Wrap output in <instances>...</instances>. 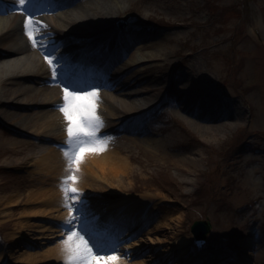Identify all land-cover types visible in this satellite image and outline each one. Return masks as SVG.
<instances>
[{"label": "rangeland", "instance_id": "374dc122", "mask_svg": "<svg viewBox=\"0 0 264 264\" xmlns=\"http://www.w3.org/2000/svg\"><path fill=\"white\" fill-rule=\"evenodd\" d=\"M96 1L102 0H82L80 5ZM126 1L116 17L128 19L133 38L144 39L124 54L120 66H134L133 83L139 86L131 92L140 88L145 93L127 98L126 91L114 84L119 92L116 98L145 102V109L169 90L167 83L172 81L169 107L149 122L148 114L138 119L142 109L129 113L118 103L115 109L110 107L112 113L104 109L97 114L107 120L98 131L125 122L129 130L140 134L103 139L106 150L97 154L102 157L107 150H114L103 165L94 166L85 158L83 173L73 164L72 169L56 167L57 177L55 173L43 176L35 168L36 156L41 153L26 141L32 140L26 133L29 131L17 123V118L37 117L41 107L13 109L24 103L7 93L15 92L17 83L41 88L37 87L40 80L3 78L7 81L3 86L0 80V264H49L52 260L40 262V257L31 255L46 254L63 245L67 231L60 239L52 240L51 236L61 231L60 225L70 217H78L66 205L84 206L103 219L118 215L109 205L124 199L138 205L129 207L126 221L131 225L120 235L128 238L126 243L132 250L140 245L150 250L134 258L130 253L122 256L129 249L115 251L111 254L119 257L116 264H264V0ZM59 15L50 17L58 24ZM25 32L19 31L24 45L29 39ZM40 48L38 45L34 53L48 63ZM90 91H99L97 103L105 106L107 103L100 100L102 93L112 94L100 88ZM194 95L208 97L212 106L231 117L211 124L188 118L182 111L187 101L184 98ZM200 105L196 110V104H190L187 110L201 112ZM244 106L249 107L250 115ZM215 115L213 111L202 116ZM61 133L53 137L59 138ZM148 136L156 143H148ZM40 168L44 170V166ZM73 172L78 179L67 183L81 198H87L83 205L66 199L62 190ZM43 198H54L56 205L65 206L57 212H66L68 217L56 216L55 206L50 204L37 208ZM41 208L47 214L43 219L37 218L42 214L32 213ZM29 217L35 219L30 221ZM205 218L212 228L206 243L196 249L190 226ZM143 223L148 228L136 235L133 226ZM48 226L52 231L45 229Z\"/></svg>", "mask_w": 264, "mask_h": 264}, {"label": "bare ground", "instance_id": "6f19581e", "mask_svg": "<svg viewBox=\"0 0 264 264\" xmlns=\"http://www.w3.org/2000/svg\"><path fill=\"white\" fill-rule=\"evenodd\" d=\"M56 1H59V5H57L55 8L51 7L48 11H46V8L38 9V6H35L34 4L30 6L25 5L27 8L22 11L19 4H12L4 0H0V54L3 55V58L0 59V80L2 81L3 78L7 81L14 80L15 82L17 80H34L36 82L37 80H40L38 82L44 83L41 88L30 86L21 87L19 85L20 83H17L14 84L16 85V88L13 89L15 92H7L12 94L13 100L18 103L34 104L41 107V110L38 111L40 114H38L37 117L28 116L26 118H17V123L20 125V128L26 131L28 130L30 134H35L38 136L41 134V138H55L53 137L56 136L54 133L62 132L61 135H58H64V141L61 143H56L55 141L54 144L67 146L66 151H69L71 154V149L67 145V121L65 120L63 113L59 110L64 96L63 89L60 87L64 88V86H67L68 88L75 90H89L91 87H96L94 86V83H98L97 79L99 77H103L105 73H108V75H112L113 73L114 76L112 78V82L110 84L104 83L102 87H105L107 91H111L112 94H109V92L102 94V100H104L107 105L105 106L101 103H97V113L103 111L104 109H107L109 113H112L110 107L115 109L118 104H121V107L125 108L129 113L136 112L137 110L143 109L145 107L143 106L145 102L143 104L142 102L134 103L130 102L129 100L125 101L123 99L116 98V95H118L119 92L113 90V84L115 83L117 85H122L121 91H126L124 95L127 98H130L133 96V94L134 96L135 94L141 96L145 92H143L140 88L138 90L136 89L135 92H131L135 87L139 86V83H133L135 79L132 76L136 74L132 71L134 66L123 65L121 68L117 70L115 69L120 63V59L123 57L124 49L121 45V39L118 41L115 40L116 35L113 34V22L117 18L116 13L123 9L127 1L102 0L78 7L72 6L71 0H53L52 3H55ZM28 2H30V0H28ZM64 9L66 10L60 12L59 14H62L57 17V19H60L58 25L54 18L50 17V12ZM28 14L33 15V25L29 24V26L32 29L34 35L42 41L41 44L43 45L42 48L45 51L44 53L52 57L54 56L55 66L58 72V78L56 79L52 77V66L46 63V61L39 59L34 53L30 39H28L24 45L23 36L19 35V31L23 26V21ZM104 17H108L109 20H105ZM77 41H79V46L75 48L72 44L76 43ZM137 41L140 40L135 39V42ZM145 47L146 46H143L141 49H144ZM108 57L110 58L109 61L105 59ZM150 59H154V57H151ZM88 60L96 62L94 67L96 73L93 75V77L91 70L87 67ZM77 61L84 64V67L78 66L75 68L74 66L77 64ZM75 69L79 70V73L76 74V78H80L79 80L76 79L74 81H70V83H65L64 80L61 79V82L59 77L61 73L62 77L67 76L72 78L74 76ZM82 72H86V75H88L86 79H83L84 76L81 77ZM80 80H85V83H78L77 81ZM7 81H2L1 85L3 86V83ZM6 86L7 84H4V87ZM4 87H1L2 90L7 91ZM98 87H100V83ZM196 91H200V88L196 87ZM27 95H29V98H24ZM185 99H187V101L183 105L184 110L182 111H184L188 118L193 119L195 122L211 124L212 122L215 123V121H219L225 119L224 117H227V114L220 112L215 106L210 104L211 101L208 99V97L199 98L197 95H194L191 99H188L187 97H185L184 100ZM189 103L193 105L196 104L195 109L197 110L198 104L200 103L201 105L199 108L201 112H188L187 109L190 105ZM179 106L180 105H178V107ZM213 111L216 112L214 117L202 116L210 115L213 113ZM230 117L231 116L228 115L226 119H229ZM100 119L103 120V117H100ZM146 141L151 144L156 143V140H154L153 137L147 138ZM46 144L47 142L43 144L44 148L41 150L42 155L40 157L36 156L35 168L37 171L41 172L43 176H52L53 173H55V177H57L59 176V172L57 171L56 167L69 169L68 158L65 156V150L48 148L45 146ZM109 148L112 149L110 146ZM19 152L21 156L23 151L20 150L18 153ZM113 154L114 150H107L106 153H104L101 157L94 150H86L83 153L81 163L79 164L80 167L78 166L77 171H82L81 173L84 172L81 167L85 158L91 160L89 162H93L95 164L94 166H100L105 164V162L108 161L113 156ZM14 162L18 163L19 161ZM11 163L12 162L5 164ZM40 166H44V170H42ZM74 167L72 166V168ZM129 170L130 167L127 168V171ZM41 191L44 193L47 192L43 191V189ZM43 195V193H33V196L43 197ZM46 197L47 195L44 196L45 199ZM44 198L38 200L42 201L40 204H37L39 205L37 208H46L50 204L55 206L54 213H56V216L61 214V212L57 211H59L61 207L65 208V206L56 205L55 202L57 201L54 198H50L49 200H45ZM17 201L19 200H16L15 202ZM125 201L126 200L124 199L110 207L117 211L119 209V213L121 214L118 216L120 219L119 221H123V219L129 217L127 214L131 213L129 211V207L131 205H135L133 209L138 205L135 203L130 205V199H128L129 204L126 205ZM43 208H41L39 212H32L33 215L42 214V217L37 218H45L44 216L47 214L41 212ZM49 211H51V209ZM61 215L63 217H68L66 212L62 213ZM29 218L30 221L35 219V217ZM139 227L143 228L141 225ZM139 227H137V229H139ZM45 229L52 231L49 226ZM54 231L56 232L57 230L54 229ZM36 232H40V230ZM148 233H150V231ZM62 235L63 232L59 231L57 234L52 235L51 238L52 240L60 239L63 237ZM42 239L45 240V237H42ZM64 247L65 246L63 244L58 247L56 246L55 250H53V247L48 248V250L50 249L53 251L46 252V254L41 255L33 254L31 256L34 258L40 257V262L52 260L49 264H56L57 262L61 263V261L63 262L61 264H66ZM125 248L131 249L130 245L127 244H125L124 249ZM145 248V246L140 245L139 247L133 248V252H135L136 256H141L145 253H148L150 250L149 247L146 249ZM123 255L125 254L123 253L122 256ZM130 257L133 258L135 256L131 255ZM30 261L33 262V260Z\"/></svg>", "mask_w": 264, "mask_h": 264}, {"label": "snow or ice", "instance_id": "6c2138e0", "mask_svg": "<svg viewBox=\"0 0 264 264\" xmlns=\"http://www.w3.org/2000/svg\"><path fill=\"white\" fill-rule=\"evenodd\" d=\"M26 2L28 0H19V6L22 11L25 10L24 6ZM32 22L33 15L28 14L23 21V27L33 46L36 47L38 46V38L34 35L33 31L28 30V26ZM45 59L52 66V77L54 79L58 78L54 58L46 55ZM63 92V102L59 110L63 113L67 121V145L71 149V154L69 151H65V156L68 158L69 169L75 164L78 170L83 153L86 150L104 151L107 147L106 142L97 136L98 128L103 123L96 111L99 95L98 91L81 94L77 91L69 90L67 86H64ZM77 179L78 177L73 172L66 178L65 184L62 185V190L64 191L66 199L78 200L83 205L87 198H81L78 190L67 183V181L74 182ZM66 206L73 213L79 211L75 204ZM77 219L78 217L73 215L65 222V227L68 232L67 239L63 241L66 264H116L119 257L109 254L102 243L99 245L90 244L89 241L92 237L88 236L87 232L84 231L83 225L76 223ZM115 251V249L111 250L113 253Z\"/></svg>", "mask_w": 264, "mask_h": 264}, {"label": "water", "instance_id": "95a60500", "mask_svg": "<svg viewBox=\"0 0 264 264\" xmlns=\"http://www.w3.org/2000/svg\"><path fill=\"white\" fill-rule=\"evenodd\" d=\"M126 25V23L122 20L117 21V26L118 27H124ZM211 230V224L209 221H195L191 227H190V231L193 235L194 241H195V245L197 247H200L206 239L207 234L210 232Z\"/></svg>", "mask_w": 264, "mask_h": 264}]
</instances>
